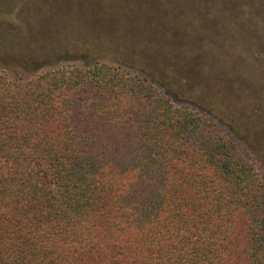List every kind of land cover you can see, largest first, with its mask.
<instances>
[{
    "label": "trees",
    "instance_id": "16d2710c",
    "mask_svg": "<svg viewBox=\"0 0 264 264\" xmlns=\"http://www.w3.org/2000/svg\"><path fill=\"white\" fill-rule=\"evenodd\" d=\"M0 264H264V176L144 76L0 70Z\"/></svg>",
    "mask_w": 264,
    "mask_h": 264
},
{
    "label": "rangeland",
    "instance_id": "374dc122",
    "mask_svg": "<svg viewBox=\"0 0 264 264\" xmlns=\"http://www.w3.org/2000/svg\"><path fill=\"white\" fill-rule=\"evenodd\" d=\"M221 3L0 0V43L23 47L0 54L15 57L17 66L0 70L15 78L109 63L144 76L174 105L191 108L227 134L264 176V0ZM54 29L66 35L27 36ZM27 56L51 61L24 73Z\"/></svg>",
    "mask_w": 264,
    "mask_h": 264
}]
</instances>
